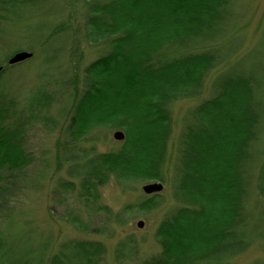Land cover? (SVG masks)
<instances>
[{
    "label": "trees",
    "instance_id": "trees-1",
    "mask_svg": "<svg viewBox=\"0 0 264 264\" xmlns=\"http://www.w3.org/2000/svg\"><path fill=\"white\" fill-rule=\"evenodd\" d=\"M245 1L0 0V58L13 43L22 48L0 62V264H100L101 243L55 248L13 222L53 169L65 175L50 196L59 211H92L89 224L70 215L61 222L105 239L132 217L100 210L101 189L164 184L171 170L177 205L156 232L159 252L139 264H233L264 247V68L246 67L264 57V42L238 59ZM20 52L34 56L11 67ZM86 53L92 60L80 75L73 60L85 62ZM37 58L43 71L20 97L13 75ZM188 101L197 103L172 148L176 105ZM58 130L55 156L43 152L38 169L34 136ZM112 132L125 140L98 152ZM162 201L154 195L139 206L152 212ZM135 238L117 244L118 261L139 253Z\"/></svg>",
    "mask_w": 264,
    "mask_h": 264
},
{
    "label": "rangeland",
    "instance_id": "rangeland-1",
    "mask_svg": "<svg viewBox=\"0 0 264 264\" xmlns=\"http://www.w3.org/2000/svg\"><path fill=\"white\" fill-rule=\"evenodd\" d=\"M60 3H64L67 6L66 0H59ZM240 22H239V32L245 37L246 45L242 54L238 56L240 60L243 55L252 49L260 36L262 37L261 42H264V0H247L243 3L240 9ZM78 16H74L76 24H79ZM77 28V27H76ZM16 39V38H15ZM83 48H85L83 46ZM91 48V46H89ZM22 50L21 47L13 43L12 47H7V55H4L0 58V62H5L8 56H11L15 52ZM87 60L85 62L77 63V58L74 61V67L76 65L77 73L80 75L84 68L89 65L88 62L92 60V56L86 53ZM40 58L31 64H26L22 68L15 71L13 78L14 79V88L18 96L22 97L23 94L28 93L33 86H35L41 75L42 61ZM238 61L237 58L234 59V62ZM33 64L35 66L33 67ZM29 65L30 68H29ZM264 68V57H259L258 59H249L246 67L251 71L257 67ZM29 68V70H28ZM224 69H221V72ZM218 72H215L207 83V88L211 87V84L216 77ZM209 93L205 94V97H208ZM197 101H188L176 105L174 112L175 119V132L173 136V141L171 147L174 148L179 134L182 128V122L187 114V112L196 105ZM60 138V130L57 131L54 135H46L44 132L36 133L33 139V153L36 154L38 169H43L39 165V158L43 152H48L49 156L52 158L56 153V145ZM121 142H117L114 139V132L110 134H103L101 136V143L98 145V152L105 153L116 147ZM64 177V174H58L56 169H53L51 175L47 180H44L37 191L32 190L29 192L30 196L26 201L22 203L20 209L23 210V217L16 218L13 220L15 223H25L27 224V231H29L35 239V242L42 244H52L55 248H58L59 245L66 243V241H89V242H98L103 244V252L100 257V264H139L142 260L149 258L150 256L159 252V247L156 242V232L159 228V225L162 223L169 209L175 207L176 201L173 198L174 189L171 188V179L172 172L170 170L168 174L167 183H164V190L159 194L162 198L164 205L155 211L148 212L145 209L141 208L139 204L145 202L147 199L152 196H148L144 193L143 189L149 184L159 183L157 181H147V182H136L132 183L126 189H123L116 185L114 181H110L104 188L101 189V203L100 210L104 208H109L112 210L113 214L120 212L126 213L128 217H132L131 220L124 226L116 228V234L113 238H101V236L86 235L81 232L76 231L72 226L62 223L63 217L71 216V219H82L85 224H89L91 221L92 215L88 210L81 209L80 207L74 208H61L56 206L55 201L50 199V196L53 198V189L58 178ZM61 192V191H60ZM66 192V191H63ZM55 198L58 199V193ZM59 196L61 197L60 193ZM67 196V194H65ZM71 197V196H70ZM69 197V198H70ZM71 204L74 201H69ZM131 207L135 208L131 210ZM140 207V208H138ZM148 212V213H147ZM103 217V213H101ZM55 217V218H54ZM10 220V219H9ZM143 222L144 228L139 229L138 223ZM118 229V231H117ZM97 234V233H96ZM128 236L136 237V241L139 242V253L136 254L132 261L120 262L116 258V246L117 244ZM53 242L55 244H53ZM264 261V247L257 246L249 251L244 256L238 258L234 261L233 264H254L255 262Z\"/></svg>",
    "mask_w": 264,
    "mask_h": 264
},
{
    "label": "water",
    "instance_id": "water-1",
    "mask_svg": "<svg viewBox=\"0 0 264 264\" xmlns=\"http://www.w3.org/2000/svg\"><path fill=\"white\" fill-rule=\"evenodd\" d=\"M33 56H34L33 54L28 52L17 53L9 60V65L13 67L20 64H24L29 60H31ZM2 71L3 68H0V74ZM114 139L117 142H123L125 140V135L122 132H117L114 134ZM163 190H164V185L162 183L149 184L145 186L143 189L144 193L148 196L159 195L160 193H162ZM144 225L145 224L143 222H139L138 228L143 229Z\"/></svg>",
    "mask_w": 264,
    "mask_h": 264
}]
</instances>
